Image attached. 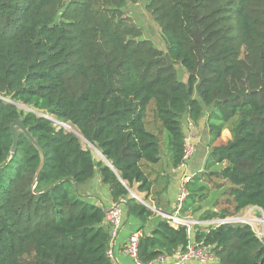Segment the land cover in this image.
<instances>
[{"label":"trees","instance_id":"1","mask_svg":"<svg viewBox=\"0 0 264 264\" xmlns=\"http://www.w3.org/2000/svg\"><path fill=\"white\" fill-rule=\"evenodd\" d=\"M140 1L0 0V95L12 101L0 98V264H118L107 209L80 191L96 175L139 230L152 223L142 262L185 252L186 226L130 193L168 190L170 173L154 166L163 149L166 168L184 163L185 119L206 116L212 145L230 122L233 137L213 145L206 170L187 182L183 213H264V0H145L166 50L126 13ZM20 117L44 153L36 179L41 157L26 135L12 153ZM57 123L75 126L103 159ZM209 202L221 208L203 210ZM194 237L219 264H264L248 223L197 225Z\"/></svg>","mask_w":264,"mask_h":264},{"label":"rangeland","instance_id":"2","mask_svg":"<svg viewBox=\"0 0 264 264\" xmlns=\"http://www.w3.org/2000/svg\"><path fill=\"white\" fill-rule=\"evenodd\" d=\"M145 2H146L145 0H141L138 3H129L128 7L126 8V13L128 14V16L132 17V20L135 21L142 28L143 37L150 39L160 49L166 50V45L161 36V29L158 26V24L154 21L150 13L147 11ZM178 73L181 79H184V80L187 79L188 75L184 69L178 68ZM6 101L10 102L11 100L9 98H6ZM15 105L17 106L19 110H22L25 112L29 110H33L22 103H16ZM57 124H61L69 132H73L77 135H81L79 130L75 126H72L70 124H62V123H57ZM232 127H233V124L230 122L228 126L226 127V129L223 131L222 135L214 142L213 145L224 144L228 140H230L233 137ZM184 129H185L186 137L191 142L195 143L194 147L192 146V151H191L192 157L187 161V164H186L187 169L189 171L188 173L189 175L192 176L195 173L206 170L205 163H206L208 155L213 146L211 144L212 135L208 128L206 116H204L198 124H194L191 120L185 119ZM164 132L165 134H167L165 130ZM82 143L85 148H90L92 150L93 155L96 160L103 159L100 151L96 147H94L92 144H90L86 139H82ZM168 155L169 153L167 152V150L163 149V162H161L159 165H156L154 167L156 168L163 167L165 170L167 169L166 172L170 173L172 181L177 180L178 182L177 185L178 184L180 185V181L183 178L184 168H180L179 172L171 173V170L165 167L169 163ZM83 189H84L83 187L80 188L82 192H83ZM154 192H155V189H154ZM130 193H131V196L136 197L139 201H142L144 204L150 207L157 214H160L161 216H163L164 212L158 208L159 204L155 203L152 197L147 198L145 194L139 193L138 191H136L135 187L130 189ZM152 196L155 198V194ZM163 198L164 199L162 200L164 201V204L169 207L172 201L171 195L169 194L167 195L166 193H163ZM208 208H212L213 210H218L221 208V206L215 207L214 204H212V202H209V203L204 204L203 210L208 209ZM122 209L126 214L124 207ZM125 214H124V219H125ZM200 214L201 212H197V213H191V214L189 213L188 215L191 217H200ZM181 215L185 216V213H183L182 211ZM262 217H263V214L259 208L248 207L244 209L241 213L231 217V219L237 220L236 222L250 223L252 224L251 226L255 230H259L262 228L261 226L264 220ZM151 226H152V223L149 224V228ZM200 226L205 227V224H201Z\"/></svg>","mask_w":264,"mask_h":264},{"label":"built area","instance_id":"3","mask_svg":"<svg viewBox=\"0 0 264 264\" xmlns=\"http://www.w3.org/2000/svg\"><path fill=\"white\" fill-rule=\"evenodd\" d=\"M0 98L6 101V98L0 95ZM195 143L191 142L186 137L185 143V161L181 164L180 168L183 169V178L180 181V185L176 194V200L174 204V210L171 213L164 212L163 216L168 219V221L173 226L185 225L187 228V233L190 238L189 244L187 246V250L183 253H179L177 257L170 258L166 255H161L156 259L149 261V262H142L139 258V242L142 236V232L136 231L134 232L125 247V253L129 255L135 262V264H184L186 261H190L192 259L198 260L201 263H209L217 260V257L212 250L211 246L203 245V242L197 243L195 241V229L197 225L205 224V226L209 227L210 225H220L223 223L228 222H236L237 220L231 219V217H227L224 219H212V220H202L199 217H191L188 214L182 216L181 213L184 208V204L187 200L189 195V190L187 188V182L190 180L191 175L188 173L187 169V161L192 157V146L194 147ZM253 208V207H251ZM258 208V207H257ZM263 219H264V213ZM106 222L111 225V234H112V241L117 236L119 230L121 229L124 223V211L120 204H114L109 209H107L106 213ZM207 224V225H206ZM249 225H252L248 223ZM252 227V226H251ZM262 228L255 231L256 235L259 239L264 243V220L262 222ZM109 255L114 257L113 249L109 250Z\"/></svg>","mask_w":264,"mask_h":264},{"label":"crops","instance_id":"4","mask_svg":"<svg viewBox=\"0 0 264 264\" xmlns=\"http://www.w3.org/2000/svg\"><path fill=\"white\" fill-rule=\"evenodd\" d=\"M172 172L173 173L179 172V168L171 170V173ZM177 183H178L177 180L172 181L168 187V190L164 192L167 195L168 194L171 195L172 201L169 207L166 206L164 204V201L162 200L164 199L163 193L159 196H155V198L153 196H150L152 197V199H154L155 203L159 204L158 208L162 210L163 212L171 213L174 210L176 194L179 188V184L177 185ZM137 186L138 185H135L136 191H137ZM81 187L84 188L83 192L80 190L81 193L86 195L90 201L94 202L97 205H101V206H104L106 209H109L112 205L119 204V203H114L112 201L109 186L102 184L101 178L99 175H96L89 183ZM143 194L146 195V193H143ZM120 205L122 206V208L124 207L126 211V214L124 212L125 219H124V223L121 229L119 230L117 236L113 239L111 243V248L113 249V252H114V259L118 264H135L134 260L125 253V247H126V244L130 236L134 232L139 231L141 227V221L138 218L128 214L127 208L124 203H120ZM104 224L108 225L106 222ZM149 224L146 226V228L143 231H146V232L150 231ZM140 231L143 232L142 230ZM175 257H177V255H174L173 257L170 256V258H175ZM184 264H219V262L215 260L209 263H201L198 260L192 259L190 261H186Z\"/></svg>","mask_w":264,"mask_h":264},{"label":"water","instance_id":"5","mask_svg":"<svg viewBox=\"0 0 264 264\" xmlns=\"http://www.w3.org/2000/svg\"><path fill=\"white\" fill-rule=\"evenodd\" d=\"M12 102V101H11ZM16 104V103H15ZM11 132L13 136V146H12V153L14 154L17 151L18 144H19V139L22 134L26 135L31 142L34 144V146L39 150L40 157H41V162L39 165V169L35 175V179L38 177L43 164H44V153L42 148L39 146L37 143L35 137L31 134L30 130L25 126L23 122V118H18L15 121L12 122L11 124ZM82 139H85L82 135H79Z\"/></svg>","mask_w":264,"mask_h":264}]
</instances>
